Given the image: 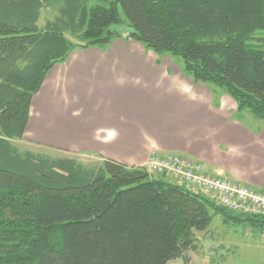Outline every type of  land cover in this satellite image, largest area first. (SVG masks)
<instances>
[{"label": "trees", "instance_id": "trees-1", "mask_svg": "<svg viewBox=\"0 0 264 264\" xmlns=\"http://www.w3.org/2000/svg\"><path fill=\"white\" fill-rule=\"evenodd\" d=\"M46 8L57 16L41 28ZM122 13L128 39L174 58L264 124V0H0V264H192L196 232L215 215L264 230L261 217L220 208L146 167L13 145L50 70L75 50L125 39L114 29Z\"/></svg>", "mask_w": 264, "mask_h": 264}, {"label": "crops", "instance_id": "crops-1", "mask_svg": "<svg viewBox=\"0 0 264 264\" xmlns=\"http://www.w3.org/2000/svg\"><path fill=\"white\" fill-rule=\"evenodd\" d=\"M217 93L174 58L116 39L106 49L75 50L50 70L23 141L127 167L180 154L264 192V124L240 121L236 102Z\"/></svg>", "mask_w": 264, "mask_h": 264}, {"label": "rangeland", "instance_id": "rangeland-1", "mask_svg": "<svg viewBox=\"0 0 264 264\" xmlns=\"http://www.w3.org/2000/svg\"><path fill=\"white\" fill-rule=\"evenodd\" d=\"M95 5L96 3L92 1L90 3H87V8H91ZM56 16L57 13L52 8H46L42 10L39 26L43 28L48 21H53ZM122 17L123 23L118 27H114V29L121 33L124 38H128L127 36L131 30L123 13ZM72 40L75 42L76 39ZM217 92L218 97L224 94L221 90H217ZM240 121L248 123L252 127L257 126L259 124L263 125V122H261L248 112L240 114ZM12 143L21 152L32 151L35 153L47 154L52 157L66 156L65 154L50 150L47 147L28 142L26 140H13ZM174 155L180 154H169L166 156H160L156 154L154 158L164 159ZM72 157L77 158L80 162L84 163L85 165L94 164L100 161L96 157ZM146 169L148 170L147 166ZM148 172L154 178H163L170 183H173L174 181V179L163 177L162 175L156 174L149 170ZM208 174L214 175L209 172ZM249 229H252L253 232L249 233ZM262 232V230L253 229L250 228V226L246 225L226 224L224 223L223 217L221 215H215L210 227L207 230L202 232H196V237L198 239L197 251L191 252L189 254L192 260V264H264V239L261 237ZM169 264L185 263L183 260L179 259L172 261Z\"/></svg>", "mask_w": 264, "mask_h": 264}, {"label": "built area", "instance_id": "built-area-1", "mask_svg": "<svg viewBox=\"0 0 264 264\" xmlns=\"http://www.w3.org/2000/svg\"><path fill=\"white\" fill-rule=\"evenodd\" d=\"M147 168L163 177L174 179V184L186 185L205 195L220 208L241 215L259 216L264 220L263 191L234 183L221 175H210L200 161L180 155L164 159L153 157ZM248 231L253 232L252 229ZM261 237L264 239V230Z\"/></svg>", "mask_w": 264, "mask_h": 264}]
</instances>
